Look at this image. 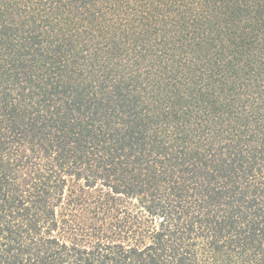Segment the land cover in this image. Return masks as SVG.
I'll return each mask as SVG.
<instances>
[{
	"label": "trees",
	"instance_id": "trees-1",
	"mask_svg": "<svg viewBox=\"0 0 264 264\" xmlns=\"http://www.w3.org/2000/svg\"><path fill=\"white\" fill-rule=\"evenodd\" d=\"M0 264H264V0H0Z\"/></svg>",
	"mask_w": 264,
	"mask_h": 264
}]
</instances>
